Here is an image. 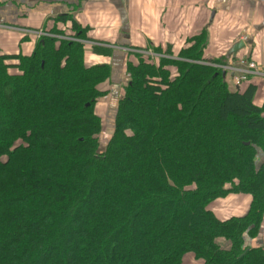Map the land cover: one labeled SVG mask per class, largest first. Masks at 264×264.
<instances>
[{
    "label": "trees",
    "instance_id": "1",
    "mask_svg": "<svg viewBox=\"0 0 264 264\" xmlns=\"http://www.w3.org/2000/svg\"><path fill=\"white\" fill-rule=\"evenodd\" d=\"M205 37L128 65L105 142L110 66L47 37L0 52V264H264V110L202 64ZM232 194L249 209L221 221L210 207Z\"/></svg>",
    "mask_w": 264,
    "mask_h": 264
},
{
    "label": "crops",
    "instance_id": "2",
    "mask_svg": "<svg viewBox=\"0 0 264 264\" xmlns=\"http://www.w3.org/2000/svg\"><path fill=\"white\" fill-rule=\"evenodd\" d=\"M73 22L85 31L86 62L111 68L110 80L104 85L112 87L100 90L106 93L102 98L105 112L112 107L109 136L121 97L119 86L127 77L128 65L146 61L148 51L175 59L205 32L204 60L236 65L245 58L264 68V0H0V52L31 56L42 39L37 33L44 34L43 38L55 33L72 37ZM238 43L244 47L229 56ZM94 49L108 54H98ZM154 65L158 67L159 62ZM226 81L231 90L240 92L255 85L254 104L264 110V78L250 76L237 86L230 72ZM112 89L119 95L115 101L108 97ZM259 160L264 161V151ZM250 202L247 196L232 194L216 200L210 209L225 221L245 215ZM252 245L264 246V226Z\"/></svg>",
    "mask_w": 264,
    "mask_h": 264
},
{
    "label": "rangeland",
    "instance_id": "3",
    "mask_svg": "<svg viewBox=\"0 0 264 264\" xmlns=\"http://www.w3.org/2000/svg\"><path fill=\"white\" fill-rule=\"evenodd\" d=\"M39 33H41V32H39ZM42 34V33H41ZM40 38H43L42 36L40 37ZM47 38H53V39H56V40H70V41H74V42H78V43H80V44H82L83 46H84V48L86 47V43H85V38H81V39H78V38H75V37H67L66 35H63V34H60V33H55V34H50V35H48L47 36ZM149 52V51H148ZM146 53V55L145 56H147L148 58H145L146 59V61H149L151 64H153L154 65V63H155V61H160V58L161 57H170L171 55H166V54H163V55H161L160 53H157L155 50L153 51V52H149V53ZM151 54V55H150ZM181 58H179L178 56H177V58H175L174 60H180ZM217 62V61H216ZM194 63H197V62H194ZM201 64V63H200ZM202 64H206V65H210V66H212V67H216V66H218V65H220V63H212V62H210V63H208V61L207 62H203ZM13 73H16L15 71H12ZM229 73V72H228ZM128 80H129V75H128V72H127V77L124 79V81H123V83L119 86L120 87V95L121 96H123L124 95V86L127 84V82H128ZM109 81V80H108ZM107 82V81H106ZM106 82H104V84L106 83ZM104 84H102V85H104ZM102 85H101V87H100V90H103V91H106L105 89H107L108 91H109V89L112 87L111 86V84H110V86L109 85H104L105 87H102ZM116 86H118V85H116ZM115 86V87H116ZM115 89V88H114ZM114 89H112V91L111 92H113V96L111 97V95H110V93H109V98L111 99V100H113V101H115L116 100V98L117 99H119V95H118V93L117 92H115L114 91ZM113 98V99H112ZM104 100H100L98 103H97V105H96V107L98 106V109L100 108V106L101 107H104L103 108V111H102V109L101 110H98V109H96V111H97V114L102 118V120H103V131H102V134H101V139H102V141H106L107 140V137L109 136L107 133H109V128H108V123H110V121L112 120V117H111V110H112V107L111 106H109V110L108 111H106L105 112V105H104ZM103 105V106H102ZM106 107H107V105H106ZM98 111H100L99 113H98ZM110 111V112H109ZM103 112V114H101ZM109 113V114H108ZM188 260V262L190 261V262H192V260H191V258H188L187 259Z\"/></svg>",
    "mask_w": 264,
    "mask_h": 264
},
{
    "label": "built area",
    "instance_id": "4",
    "mask_svg": "<svg viewBox=\"0 0 264 264\" xmlns=\"http://www.w3.org/2000/svg\"><path fill=\"white\" fill-rule=\"evenodd\" d=\"M37 34L40 37L44 36L41 33ZM215 68L223 72H231L233 74V81L237 86L247 82L250 76L264 78V68L259 67L256 62L245 58L239 59L236 65H218Z\"/></svg>",
    "mask_w": 264,
    "mask_h": 264
},
{
    "label": "water",
    "instance_id": "5",
    "mask_svg": "<svg viewBox=\"0 0 264 264\" xmlns=\"http://www.w3.org/2000/svg\"><path fill=\"white\" fill-rule=\"evenodd\" d=\"M243 47H244L243 43H238V44L234 45V47L231 49V51L229 53V56L236 55L238 53V51H240Z\"/></svg>",
    "mask_w": 264,
    "mask_h": 264
}]
</instances>
